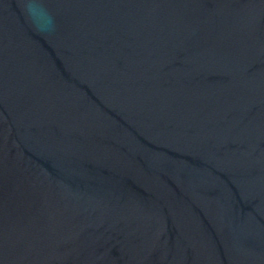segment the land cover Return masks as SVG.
Masks as SVG:
<instances>
[{
	"label": "water",
	"instance_id": "95a60500",
	"mask_svg": "<svg viewBox=\"0 0 264 264\" xmlns=\"http://www.w3.org/2000/svg\"><path fill=\"white\" fill-rule=\"evenodd\" d=\"M0 264H264V0H0Z\"/></svg>",
	"mask_w": 264,
	"mask_h": 264
}]
</instances>
